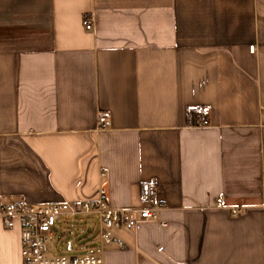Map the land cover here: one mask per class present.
<instances>
[{
	"label": "crops",
	"instance_id": "crops-1",
	"mask_svg": "<svg viewBox=\"0 0 264 264\" xmlns=\"http://www.w3.org/2000/svg\"><path fill=\"white\" fill-rule=\"evenodd\" d=\"M263 179L264 0H0V200L103 189L136 208L153 182L157 219L101 248L95 218L92 256L264 264ZM0 264H24L19 226L1 221Z\"/></svg>",
	"mask_w": 264,
	"mask_h": 264
},
{
	"label": "built area",
	"instance_id": "built-area-1",
	"mask_svg": "<svg viewBox=\"0 0 264 264\" xmlns=\"http://www.w3.org/2000/svg\"><path fill=\"white\" fill-rule=\"evenodd\" d=\"M86 30L92 25L83 21ZM254 48L250 47V52ZM207 108L196 112L194 126L205 128L209 126ZM108 122H103L101 128H107ZM101 176L103 174L101 173ZM264 192V179L262 183ZM155 185L146 182L141 186L140 205L136 208L112 209L105 200L103 189L98 191L93 201H78L49 205H30L24 202L0 201V221L7 230L16 225L20 228L21 258L24 264H103L98 256L54 257L51 255L50 243L56 236V230L62 219L81 216H92L97 220L98 242L102 248L115 243L119 248L123 243L115 238V231H135L142 221L156 220L164 205L156 200ZM237 210H233L236 214ZM161 225H164L161 223Z\"/></svg>",
	"mask_w": 264,
	"mask_h": 264
},
{
	"label": "rangeland",
	"instance_id": "rangeland-1",
	"mask_svg": "<svg viewBox=\"0 0 264 264\" xmlns=\"http://www.w3.org/2000/svg\"><path fill=\"white\" fill-rule=\"evenodd\" d=\"M3 203L15 202L10 200H0ZM85 219L80 228L58 230L57 236L50 243L51 255L54 257H71V256H92L96 253L97 230L95 227V217L81 216ZM72 221L73 218H70ZM71 244L72 249L68 250L67 245Z\"/></svg>",
	"mask_w": 264,
	"mask_h": 264
},
{
	"label": "trees",
	"instance_id": "trees-1",
	"mask_svg": "<svg viewBox=\"0 0 264 264\" xmlns=\"http://www.w3.org/2000/svg\"><path fill=\"white\" fill-rule=\"evenodd\" d=\"M196 110L195 111H189V114L192 116L193 114H196ZM85 219H80V218H73L72 222H74L75 224H78L79 222H83ZM68 223V222H67Z\"/></svg>",
	"mask_w": 264,
	"mask_h": 264
}]
</instances>
